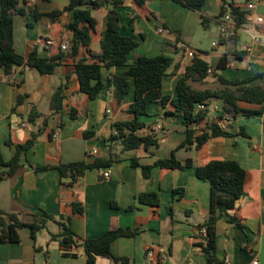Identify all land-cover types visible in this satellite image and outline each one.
Wrapping results in <instances>:
<instances>
[{"label":"crops","instance_id":"0c3cea01","mask_svg":"<svg viewBox=\"0 0 264 264\" xmlns=\"http://www.w3.org/2000/svg\"><path fill=\"white\" fill-rule=\"evenodd\" d=\"M225 2L241 9L247 3H254L256 14L264 18V0H206L199 11L173 0H147L143 6L133 0H121L114 12L118 14L122 33L133 35L139 41V46L129 55L128 66L138 56L173 58V66L162 86L163 93L172 97L176 95L179 76L192 63L187 50L194 51L195 57L204 60L213 70L226 56V68L214 71L228 80H243L264 72V22L258 27L263 34L258 43L253 42L246 24L235 28L234 23L229 22L228 32L223 33L224 16L217 17ZM68 3L69 0H32L28 5L21 4L26 9L24 15L14 16V48L18 54L27 57L37 51L47 57L64 55L53 74L40 75L34 69L16 66L7 75L0 68V150L5 161L16 152L14 146L5 142L24 143L38 128L25 120L29 109L35 106L42 115H49L51 95L67 77L62 112L50 117L43 134L21 156V166L0 182V210L19 214L26 221L43 211L51 215L53 221L37 233L35 240L29 229L21 228L17 231L19 243L0 242V264H86L82 246L63 255L59 241L50 239L51 234L61 232V224L70 225L79 244L108 230L139 229L137 236L118 238L111 244L112 254L127 258L128 264H206V257L197 245L201 241L197 227L207 217L211 186L197 177L196 167L223 159L237 161L246 171V179L243 195L217 223V258L226 264H251L255 259L258 264H264V112L249 117L234 115L226 111L223 100L211 98L205 106V120L192 127L198 130L216 124L231 136L210 139L205 147L197 150L195 146L179 148L185 139L186 124L170 104L165 107L160 103L150 104L147 115L141 118L147 128L140 134H155L158 145L148 150L139 148L134 154L123 152L118 143L108 139L114 133V122L133 118L128 109L134 101V81L126 76L128 66L102 69L104 82L112 76L127 77L130 89L124 99L119 103L114 88L107 86L94 100L81 93L73 59L67 55L72 37L67 25L73 21V11H65L54 20L47 16ZM29 8L43 16L36 18ZM107 13V8L92 10L96 26L91 34L90 49L94 54L100 53ZM201 17L207 18L206 26L202 25ZM159 27L165 31L158 33ZM208 34H211V42ZM48 41L51 43L47 44ZM63 44L68 45L67 51L61 50ZM205 44L210 45L211 52L203 50ZM248 45L254 53L252 59L247 56ZM239 52L246 54L237 58L235 53ZM191 84L200 91L223 87L212 74L202 82ZM249 85L264 87V76ZM18 95H24L25 99L15 106ZM237 105L252 110L263 106L247 102ZM13 108L15 111L11 112ZM70 113H75V118H71ZM241 129L247 137L238 135ZM85 132L93 134L85 137ZM94 150L96 155H93ZM110 154H118L120 160L108 168L86 171L72 185L69 179L61 178L55 168L71 162H92ZM172 155L182 163L191 159L193 166L183 170L153 168L148 179L142 175L141 168L131 166L132 158L141 165H152ZM37 167L49 169L35 172ZM106 172H109L108 177L104 175ZM175 189L183 190L179 199L173 195ZM142 192H158L160 205L140 204L137 196ZM73 203L83 211L74 212ZM129 207L135 209L129 210ZM187 211H191L190 214ZM232 218L244 228L231 223ZM149 251L153 252L151 259ZM96 264L123 263L98 257Z\"/></svg>","mask_w":264,"mask_h":264},{"label":"trees","instance_id":"16d2710c","mask_svg":"<svg viewBox=\"0 0 264 264\" xmlns=\"http://www.w3.org/2000/svg\"><path fill=\"white\" fill-rule=\"evenodd\" d=\"M147 0H133L138 6H143ZM174 2L187 6L190 9L199 11L206 0H173ZM249 1V0H247ZM21 4L28 5V0H0V68L5 70L7 75L11 74L16 66H26L36 70L40 75L53 74L55 68L60 64L64 55L60 53L54 57H47L32 51L27 57L18 54L14 48V16L24 15L26 9ZM121 4V0H69L66 7L47 14L51 19L58 18L65 11H73V21L67 25L72 33L70 40V51L67 53L73 59L74 73L76 74L81 93L87 95L90 100L98 97L105 86L114 88V95L120 103L128 94L130 83L126 76L134 81V101L128 112L133 116L126 121H118L112 124L114 133L109 137V142L118 143L123 152L144 148L148 150L151 146L158 145V136L153 133L141 135L140 132L147 128L142 117L147 115V108L150 104L160 103L163 107L170 104L176 115H181L186 124L185 139L179 148L195 146L197 150L206 146L210 139L216 137H228L230 133L222 130L218 125L211 124L194 129L192 125L202 123L207 111L205 106L211 98L224 101L226 111L244 116H252L264 112V87L250 86L255 79L263 77L264 72H259L253 77L243 80H228L221 75H216L214 70L225 69L228 58L222 57L215 69H211L204 60L194 57L184 74L180 75L176 83V95L174 97L165 95L162 91L163 80L168 71L172 68L174 60L165 55L154 57L138 56L128 66L129 55L139 46V41L133 35H125L121 30V23L118 14H111L114 8ZM108 9L106 15V28L101 34L100 53L94 54L91 49V34L95 30L96 21L92 17V10ZM36 18L43 14L38 13L34 8H29ZM226 14L231 15L235 28L246 24V12L232 3H224L217 18ZM201 23L206 26L207 18L201 17ZM64 52V51H63ZM245 52L235 53L237 58H243ZM128 66L126 76H112L106 82L102 80V69L112 67ZM212 74L217 78L223 87L217 90H197L191 82H202ZM65 81L55 88L49 101V115H42L35 106L31 107L26 114L25 120L33 127L29 138L21 144H14L11 140L6 145L15 147V154L5 161L0 150V182L11 177L21 166V156L31 149L38 138L48 126L50 117L53 114L61 113L63 110L64 92L67 88ZM25 99L24 95H18L16 105L18 106ZM238 102L263 105L259 110L240 108ZM199 107V108H198ZM13 108L11 112H14ZM167 113V112H166ZM75 118V113H70ZM92 132H85L84 136L92 135ZM52 135V133H51ZM239 136L247 137L244 129L238 133ZM118 154H110L107 157L95 158L92 162L78 161L68 164H61L55 167L60 177L69 179V185L76 182L86 171L108 168L119 161ZM132 167L141 168L142 175L148 179L151 177L153 168L179 169L183 170L193 166V161L187 159L184 163L172 155L169 158L156 160L152 165H141L136 158L131 159ZM49 167L34 168L35 172L47 170ZM196 175L200 180L210 183L209 209L207 217L198 225L197 229L201 241L197 243L206 257V264H226L217 258V223L224 214L232 210L237 200L244 193L246 171L235 160H211L207 164L196 167ZM173 195L179 199L183 190L175 189ZM140 204L158 207L161 203L158 192H142L137 196ZM129 210L135 209L129 207ZM73 210L81 213L83 209L73 203ZM191 211H187L190 214ZM172 216V208H171ZM29 221L23 220L19 214L0 210V242L19 243L18 229L27 228L31 238L36 239L39 231L47 228V224L53 221V217L46 212H41L30 217ZM236 227L243 229L244 226L235 219H231ZM205 229V233H202ZM139 229H114L104 232L97 238L83 240L81 244L76 239V234L69 224H61V232L51 234V240H58L62 247V254L68 255L71 249L82 246L86 255V264H96L98 257L111 259L114 263L121 262L128 264L129 260L123 257H116L111 252V244L118 238L135 237ZM38 250V249H36Z\"/></svg>","mask_w":264,"mask_h":264},{"label":"built area","instance_id":"2783aa9c","mask_svg":"<svg viewBox=\"0 0 264 264\" xmlns=\"http://www.w3.org/2000/svg\"><path fill=\"white\" fill-rule=\"evenodd\" d=\"M32 0H28V2H31ZM246 14H245V21H246V25L249 29V32L251 33V37H252V40L253 42L255 43H258L260 42L262 39H263V34L262 32L259 30V25H261L263 22H264V18L263 16H260L258 14H256L255 12V5L254 3H247L246 7L243 9ZM229 22H233V18L231 17V15L229 14H226L222 21H221V24H222V32L223 33H227L228 32V29L230 28V24ZM234 23V22H233ZM158 33H163L165 30L163 27H159L157 29ZM51 42H47V44H50ZM213 45H215V43H213ZM247 49H248V58L252 59L253 58V52L251 50V46L248 45L247 46ZM61 50L62 51H67L68 50V45L67 44H63L61 45ZM187 55L190 57V58H194L195 57V53L194 51L192 50H187ZM232 65V63H230ZM97 154V151H93V155H96ZM105 177H108L109 176V172H106L104 173ZM202 233H205V229H203ZM148 256H149V259H151V257L153 256V252L152 251H149L148 252ZM165 258V256H164ZM251 264H258V261L255 259L253 260V262Z\"/></svg>","mask_w":264,"mask_h":264},{"label":"rangeland","instance_id":"374dc122","mask_svg":"<svg viewBox=\"0 0 264 264\" xmlns=\"http://www.w3.org/2000/svg\"><path fill=\"white\" fill-rule=\"evenodd\" d=\"M208 35H209V40H210V42H211V40H212V38H211V34H208ZM241 45H242V44L238 45V47L241 48V47H242ZM203 48H204L203 50H207L208 52H211V47H210V45L205 44ZM135 152H136L135 150L127 151L128 154H134Z\"/></svg>","mask_w":264,"mask_h":264},{"label":"water","instance_id":"95a60500","mask_svg":"<svg viewBox=\"0 0 264 264\" xmlns=\"http://www.w3.org/2000/svg\"><path fill=\"white\" fill-rule=\"evenodd\" d=\"M111 14H115V12H112Z\"/></svg>","mask_w":264,"mask_h":264}]
</instances>
